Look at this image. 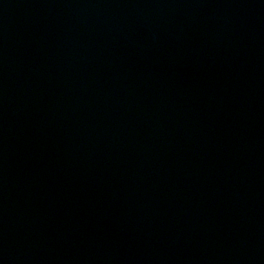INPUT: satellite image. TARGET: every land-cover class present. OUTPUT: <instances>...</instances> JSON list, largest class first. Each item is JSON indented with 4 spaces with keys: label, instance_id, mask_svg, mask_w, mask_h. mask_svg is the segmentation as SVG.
<instances>
[{
    "label": "water",
    "instance_id": "water-1",
    "mask_svg": "<svg viewBox=\"0 0 264 264\" xmlns=\"http://www.w3.org/2000/svg\"><path fill=\"white\" fill-rule=\"evenodd\" d=\"M0 264H264V0H0Z\"/></svg>",
    "mask_w": 264,
    "mask_h": 264
}]
</instances>
